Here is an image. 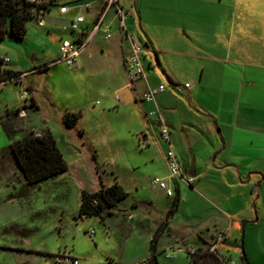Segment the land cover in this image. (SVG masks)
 <instances>
[{"label": "crops", "instance_id": "1", "mask_svg": "<svg viewBox=\"0 0 264 264\" xmlns=\"http://www.w3.org/2000/svg\"><path fill=\"white\" fill-rule=\"evenodd\" d=\"M37 1L47 3L49 7L44 9L40 18L28 22L26 36L16 38L9 34L4 42L1 41L5 48L0 57L5 59L9 68L21 71L22 75L19 81L0 86L14 82L23 84V80L32 73L59 63L62 40L78 35L69 29L70 22L77 15H83L85 21L82 27L89 32L104 5V0ZM232 1L233 11L223 13L220 19L222 26L216 28L213 26L216 17L211 11L215 4L213 0H164L160 8L163 14L152 17L147 13V17L143 16L148 6L144 1L143 5L136 1L131 9L134 14L126 17L127 28L121 27L116 9H111L106 15L105 23L112 26V36L107 38L103 30L99 32L104 34L105 39H112L110 45L94 43L99 32L89 43L93 41L94 47L100 48L108 73L118 81L120 89H134L137 107L147 120L135 129L143 138L140 142L149 147L147 163L150 160L164 163L167 171L161 178L176 189L175 196H168L153 183L154 178L152 189L166 196L162 198L165 202L161 203L162 206L160 201L156 202L159 199H151L147 204L144 199L127 201L132 188L116 180L129 193L128 197L119 202L114 214L104 221L99 217L90 218L99 220L107 230L123 234L128 232L123 236L124 252L119 256L122 261H118L122 264H138L140 259H145L143 264H148L152 239L160 228L159 239L166 231L169 234L175 232L176 242L186 248L188 255L189 251L199 247L216 244L221 255L234 264H242V258L238 263L219 248L223 241L230 238L237 240V231H240L237 227L244 219V247L250 264H259L258 260L264 257V17L261 13H238L236 6L239 0ZM120 2L123 7L122 0ZM64 4L69 9L61 12ZM153 6L154 3H151L150 7ZM137 16L140 20L144 18L147 38L142 40L148 42L146 52L155 53L159 67L176 88V93L168 88L158 93L155 102L145 100L143 95L150 88L163 84V81L152 60L148 61L146 52L145 78L133 86L127 80L130 36L136 37L128 19L133 20L132 29H135ZM210 33L217 39L210 44L202 42L200 36ZM211 47H216L227 57L204 55L203 52H209ZM86 48L80 60L83 55L86 58L95 55L93 50L84 54ZM228 56L234 58L228 59ZM206 58L212 60L211 66L205 65L200 72L199 60ZM37 61L41 63L38 65ZM81 68L82 60L78 72ZM188 80L194 84L187 86ZM25 89L30 99H23L24 105H29L33 99L37 105L26 110L29 116L30 112L39 109V103L34 88L28 85ZM116 100V105L123 103L120 96ZM10 104L12 108L21 109L17 99ZM155 110H159V115L151 114ZM163 125L171 131L169 141L161 137ZM169 148H173L180 157L184 176L194 178L192 184L182 177L171 178L167 159ZM254 193H257V200L253 203ZM190 197H195L202 204L205 215L199 216L193 223H175L179 213L188 208ZM177 198L174 213L168 215ZM140 203L146 205L147 212L142 210ZM220 234L224 237L217 240ZM130 250L134 257L139 258L137 262H132L127 256L126 251L129 253ZM60 254L47 251L46 255L55 256L50 264H58L57 256ZM74 257L80 260V257Z\"/></svg>", "mask_w": 264, "mask_h": 264}, {"label": "rangeland", "instance_id": "2", "mask_svg": "<svg viewBox=\"0 0 264 264\" xmlns=\"http://www.w3.org/2000/svg\"><path fill=\"white\" fill-rule=\"evenodd\" d=\"M136 1L147 4L148 8L143 12L145 17L146 13L150 17L163 14L160 8L164 0H122L123 7L129 11ZM213 1L215 4L211 11L216 17L213 26L221 27L222 14L233 11V1ZM151 3H154L153 7H150ZM238 3L236 12L261 13L264 17V0H239ZM44 12L41 10L35 18H40ZM128 24L132 31L135 30L133 32L138 39L147 38L144 18L140 20L137 16L135 29H132L133 20L128 19ZM200 38L209 44L217 39L211 33ZM93 41L99 45H110L112 39H105L104 34L99 32ZM3 42L0 41V53L5 48ZM92 42L84 54L93 50L95 55L92 58L81 57V72L59 62L27 76L23 84L14 82L0 86V264H50L55 256L46 255L47 251L61 253L57 256L58 264H65L64 253L80 257L81 264H122L118 261H122L119 256L124 252L123 236L128 232L123 234L107 230L97 219L79 217L81 191L98 190L101 179L107 185L116 180L130 185L132 192L127 201L144 199L150 204L151 199H159L156 202L160 201V205L165 202L162 198L166 196L153 191L151 182L156 177L165 176L167 168L158 161L147 163L149 147L140 142L143 138L135 132L147 120L137 107L134 89H120L118 81L108 73L100 48H95ZM209 50L203 52L207 57H227L216 47ZM146 54L148 61L152 60L157 68L163 84L175 92L176 88L159 67L155 53L150 51ZM233 58L228 56V59ZM211 62L209 58L200 59V72L205 65L211 66ZM146 67L149 70L148 64ZM127 80L130 83L129 74ZM188 81L187 86L194 84ZM28 85L34 88L39 109L26 117L8 118V112L15 113L17 110L11 107L10 101L17 99L20 108L23 107L25 100L21 98L20 90ZM117 96L123 100L120 105H116ZM69 112L81 114L74 127L65 123V115ZM47 130L55 136L68 169L40 183L30 184L10 152V145L31 131L40 133ZM254 186L255 183L252 189ZM252 196L254 203L257 193ZM140 205L142 210L148 211L146 205ZM187 206V212L185 209L180 212L175 223H193L199 216L205 215L202 204L195 197L189 198ZM252 207L255 208V205ZM244 220L237 227L240 230L237 231V240L230 238L223 241L219 248L238 263L243 253ZM93 230L95 233L92 235ZM181 245L176 242L175 232L169 234L166 231L157 242L159 264H190L186 248ZM126 254L132 262L139 259L131 250ZM144 260L140 259L137 263L143 264ZM258 263L264 264V257Z\"/></svg>", "mask_w": 264, "mask_h": 264}, {"label": "trees", "instance_id": "3", "mask_svg": "<svg viewBox=\"0 0 264 264\" xmlns=\"http://www.w3.org/2000/svg\"><path fill=\"white\" fill-rule=\"evenodd\" d=\"M47 7H49L47 3L37 0H0V41L5 40L9 34L16 38H24L28 32V22L35 19L36 14L39 15L40 11ZM146 44L148 45V42ZM41 69H46V67ZM21 75V71L9 68L5 59L0 57V85L10 81H19ZM36 107L34 99L29 106H23L26 110ZM19 111L20 109L15 113L8 112L7 117H17ZM80 117L81 114L69 112L65 115V123L69 127H74ZM9 150L30 184L40 183L68 169L64 154L50 130L40 133L31 131L22 139L12 143ZM128 195L129 193L117 181L106 185L101 179V187L98 190L91 192L84 189L81 191L79 217H99L104 221L114 214V209L119 202L126 199ZM178 200L177 198L168 215L174 213ZM160 231L161 228L152 239L148 264H159L157 242ZM243 239L241 241L242 264H250ZM189 256L190 264H226L224 256L219 252L210 251V246L189 251Z\"/></svg>", "mask_w": 264, "mask_h": 264}, {"label": "built area", "instance_id": "4", "mask_svg": "<svg viewBox=\"0 0 264 264\" xmlns=\"http://www.w3.org/2000/svg\"><path fill=\"white\" fill-rule=\"evenodd\" d=\"M121 0H104V5L102 10L100 11L99 15L94 22L92 29L87 32L83 27L82 23L85 21V17L83 15H77L76 18L70 22L69 29L72 32L77 33V36L73 38H66L63 39L60 46L61 56L57 60V62H64L69 66L79 68L81 66L80 56L83 50L87 47L90 43L92 38L101 30H103L106 34L107 38L112 36V26L110 24L105 23V17L111 9H116V12L119 16L121 27H126V17L127 15L134 14L133 10H125L121 5ZM89 6V3L86 4ZM69 9L68 5H63L60 8L61 12H66ZM44 10V9H43ZM131 39V51L126 59V68L128 70L130 76V85H135L139 80L145 78L146 76V69L144 65V57L146 52V47L148 46L145 41L142 39H138L135 36H130ZM167 87L164 84H160L156 88H150L147 90L143 97L147 101L155 102L156 95L158 93L166 91ZM21 98L27 100L29 98V92L27 89L21 91ZM119 98V97H118ZM158 114L159 110L153 111L151 114ZM20 116H26L27 111L25 108H21L19 111ZM161 120V118H159ZM161 137L165 141H169L171 138V131L166 126L163 125L161 127ZM167 159H168V166L170 170V176L172 179L182 177L184 178L185 182L188 184H192L194 182V178L191 176H184L182 163L180 157L176 153L173 148H169L167 151ZM153 183L157 184L161 189H163L168 196H175L176 189L174 186L168 183L166 179L156 177L153 180ZM95 232L94 230L91 232L93 235ZM224 237L223 234L218 236L217 240H221ZM210 251L218 252L216 249V244L214 246H210ZM226 264H234V262L227 257H225ZM64 263L67 264H80V260L72 255H66L64 258Z\"/></svg>", "mask_w": 264, "mask_h": 264}, {"label": "water", "instance_id": "5", "mask_svg": "<svg viewBox=\"0 0 264 264\" xmlns=\"http://www.w3.org/2000/svg\"><path fill=\"white\" fill-rule=\"evenodd\" d=\"M245 223H246V222H243V228H244Z\"/></svg>", "mask_w": 264, "mask_h": 264}]
</instances>
